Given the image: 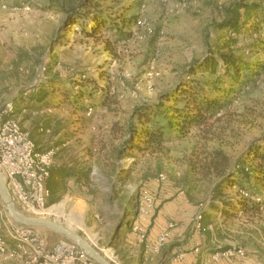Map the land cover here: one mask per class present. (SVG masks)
Listing matches in <instances>:
<instances>
[{
  "label": "rangeland",
  "instance_id": "374dc122",
  "mask_svg": "<svg viewBox=\"0 0 264 264\" xmlns=\"http://www.w3.org/2000/svg\"><path fill=\"white\" fill-rule=\"evenodd\" d=\"M84 1L87 6L82 0H0V101L16 100V107L26 101L29 108L15 117L39 149L54 150L51 170L68 168L84 177L48 179L56 191L52 196L59 197L48 205L55 212L49 216L98 247L113 248L123 264V257L130 261L143 253L148 264H165L176 246L187 247V253L191 242L209 251L242 243L247 255L236 264H264V209L224 215L222 208L239 205L247 194L227 185L224 176L208 175L217 152L239 162L254 160L252 148L264 149V0ZM245 3L254 9L248 11ZM73 6L75 13H68ZM230 8L239 10L237 29L224 26ZM73 15L80 16L75 24ZM95 18L105 25L88 37L83 29L98 25ZM212 54L221 64L222 54L243 63L239 81L226 78L220 84L225 89L213 93L205 87L230 102L219 119L186 133L167 132L160 146L132 140L135 128L141 136L150 126L137 108L185 83L196 86L211 78L199 64ZM87 78L99 88L83 86V94L68 100L64 91L74 92L70 80ZM32 88L42 91L43 101L26 100ZM161 173L164 182L157 181ZM142 194L156 201L147 215L134 205ZM179 198L194 207L181 205ZM199 212L203 224L197 233L193 222ZM167 220L177 226L158 255L146 244L155 243ZM49 232L51 242L63 237ZM191 258L198 264L195 253Z\"/></svg>",
  "mask_w": 264,
  "mask_h": 264
},
{
  "label": "built area",
  "instance_id": "2783aa9c",
  "mask_svg": "<svg viewBox=\"0 0 264 264\" xmlns=\"http://www.w3.org/2000/svg\"><path fill=\"white\" fill-rule=\"evenodd\" d=\"M16 108L13 100L0 101V174L7 179L12 198L20 211L46 216L49 215L48 201L52 196L47 180L51 176L54 150H39L35 140L15 117ZM166 179V174L161 173L157 181ZM135 204H138L141 215H147L153 211L156 201L153 196L142 194L135 199ZM202 219L201 212L194 218L193 230L197 233L202 230ZM176 226L175 221H168L155 243L152 246L146 244V247L161 254L163 247L171 241ZM141 237L144 239L145 235L141 234ZM193 252L198 256V264H236L237 260L246 257L247 247L237 243L209 251L205 245L196 244ZM144 255L143 260H147L146 253ZM185 259L186 251L181 246L165 264L184 262ZM0 264L98 263L71 240L62 237L51 242L48 230L15 221L0 198Z\"/></svg>",
  "mask_w": 264,
  "mask_h": 264
},
{
  "label": "trees",
  "instance_id": "16d2710c",
  "mask_svg": "<svg viewBox=\"0 0 264 264\" xmlns=\"http://www.w3.org/2000/svg\"><path fill=\"white\" fill-rule=\"evenodd\" d=\"M90 1L92 0H89V2ZM81 4H85V1L82 0ZM85 5L87 6V4ZM243 5H245L244 7H246L248 11L254 9L255 7H250V4L248 3ZM74 11H76V9L73 6L69 9L68 13H75ZM238 13V9L232 10V8H230L228 10V18L225 20L224 26L237 29L240 26V20L238 19L239 17L236 16ZM79 17L80 16L73 15L72 24H75L77 21H79ZM93 21L97 22L98 20L95 18ZM97 23L98 25L95 24L93 26H89V30L87 28L83 29L88 37L94 36L100 27L105 25L104 22L99 21ZM122 34L125 37H128L131 33L123 31ZM221 57L223 64H221L219 59L214 57L213 54L211 57L206 58L202 63L199 64V66L203 68V71L204 69H209L211 71V78L203 80L196 86L185 83L177 90L160 95V99L157 102H145L140 108H137L135 111L136 115H138L143 123H150V126L143 130V134L141 136L138 132L139 130L135 128V135L132 140L139 138L142 143L155 147V145L160 146L163 143L164 136L167 132L176 130L180 131L181 133H186V131L191 127L204 128L212 126L209 121L219 119L217 116L218 113L228 108L230 105V102L227 99H223L220 96H214L212 93L220 90L223 91V89H225L220 86V84L224 83L226 78L233 79V84L239 81L241 78L240 71L243 68L241 58L232 55L224 56L223 54ZM223 69H225V71L222 73L221 71ZM196 71L197 66L193 67L189 72L194 74ZM70 81L74 83V92L64 91V95H66L68 100L71 98L76 99L79 94H83V86L99 88L98 82L91 78L84 79L82 82L79 79ZM208 86H210L212 93L211 91L207 90V88H205ZM31 91V94H27L28 98H26V100L30 101L31 103L43 101L40 96L42 93L41 90L32 88ZM104 92L108 93V90H104ZM228 92L229 91H225V94L227 95ZM105 95L106 96H103L105 97L102 101L103 104L108 99V94ZM88 97H93V95H89ZM166 100L172 101V105L168 106L165 103ZM25 104L26 101H22L20 106H17L16 113L19 109L24 110L25 107L29 108V106ZM43 105L44 104H41L38 106V108L43 107ZM136 130L137 132H135ZM39 150L46 151L45 149ZM250 153H254L255 155L253 161L245 159L239 162H233L228 155L222 152H217V158H215L214 161H211V166L208 167V175H211V173L214 172V176H224L225 180H229L227 185L238 186L241 191L245 190L247 194V196L241 200L239 205H234L229 210L222 208L221 210L224 215L234 216V212H230L232 211L231 209H238L245 214L252 213L254 215L261 213L264 209V149L261 150L258 146L256 148H252ZM72 174L73 173H71L68 168H65L59 175V182L65 181L66 177L71 176ZM75 175H78L77 179L79 181L84 179V177H82L80 174ZM49 179H54V176H52V170L51 177ZM224 183L225 182L221 181L219 184H217L216 189L218 190V188H220ZM47 185L51 190L52 195H54L56 192L54 190V184L50 186V183L48 184L47 180ZM58 199L59 197L50 198L48 205L56 202ZM134 205L136 208H138V204ZM214 207L219 208L217 205Z\"/></svg>",
  "mask_w": 264,
  "mask_h": 264
},
{
  "label": "water",
  "instance_id": "95a60500",
  "mask_svg": "<svg viewBox=\"0 0 264 264\" xmlns=\"http://www.w3.org/2000/svg\"><path fill=\"white\" fill-rule=\"evenodd\" d=\"M0 198L5 205L7 213L15 221L22 224L38 226L48 231L60 234L61 236L74 242L82 251L87 253L98 264H123L120 260L119 262L114 261L109 257L107 250H113V248L107 247L102 249L98 247L95 242L88 238V236L82 234L71 225L64 223L62 220H58L56 218L54 219L49 215L35 216L20 211L12 198L8 187V181L2 174H0Z\"/></svg>",
  "mask_w": 264,
  "mask_h": 264
},
{
  "label": "crops",
  "instance_id": "0c3cea01",
  "mask_svg": "<svg viewBox=\"0 0 264 264\" xmlns=\"http://www.w3.org/2000/svg\"><path fill=\"white\" fill-rule=\"evenodd\" d=\"M62 170H64V169H62V168H56L55 170H53L52 171V176H54V178H57L58 179V181H59V175L61 174V172H62ZM70 170V169H69ZM70 172L71 173H73L72 175H71V177L73 176V179H77L78 178V175H75V174H79V172H77V171H72V170H70ZM68 177H70V176H68ZM68 177H66V179L68 178ZM65 179V180H66ZM179 197H180V195H179ZM179 200H180V204L181 205H184V206H187V205H192L193 206V204L191 203V202H189V201H187V200H183V199H180L179 198ZM194 207V206H193ZM192 207V208H193ZM169 220H167L166 221V223H165V225L161 228V230H163L164 228H165V226H166V224H167V222H168ZM161 230L158 232V233H160L161 232ZM177 232V230L175 231V233ZM178 233V232H177ZM179 235H182V233L181 232H179L178 233ZM196 244H198V242H196ZM193 245V243L191 242V247L189 248L190 249V251L189 252H187L186 253V261H184V262H177V263H175V264H186L187 262H189L190 260L189 259H191V260H193V264H196L194 261H195V259L194 258H191V257H193V255H194V252H193V247L194 246H192ZM179 247H181V246H176L175 247V250H174V253H173V255L177 252V250H178V248ZM184 249H186L187 247H184V246H182ZM188 249V248H187ZM172 255V256H173ZM144 253L143 254H141V255H139L136 259L134 258L133 260H130V261H127L128 259L127 258H125V257H123V261H124V263H126V264H148L147 262H149V259H147V260H143L144 259ZM170 255H168L167 257H169ZM166 258V257H165ZM170 258V257H169ZM165 262L167 261V260H164Z\"/></svg>",
  "mask_w": 264,
  "mask_h": 264
},
{
  "label": "bare ground",
  "instance_id": "6f19581e",
  "mask_svg": "<svg viewBox=\"0 0 264 264\" xmlns=\"http://www.w3.org/2000/svg\"><path fill=\"white\" fill-rule=\"evenodd\" d=\"M47 212H48V214L49 215H55L54 213V211H52V210H50L49 208L47 209ZM59 220V219H58ZM68 224V223H67ZM68 225H70V224H68ZM81 226L82 227H84V225H82L81 224ZM89 238V237H88ZM90 239V238H89ZM91 240V239H90ZM92 241V240H91ZM111 251H112V253H111ZM107 253H108V255H109V257L112 259V260H114V261H118L119 262V259L114 255V253H113V250H107Z\"/></svg>",
  "mask_w": 264,
  "mask_h": 264
}]
</instances>
